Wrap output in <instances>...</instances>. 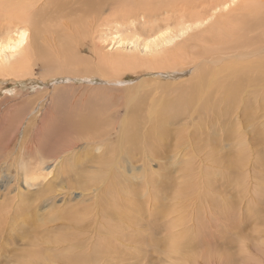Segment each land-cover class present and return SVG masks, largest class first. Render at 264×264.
<instances>
[{"label": "rangeland", "instance_id": "374dc122", "mask_svg": "<svg viewBox=\"0 0 264 264\" xmlns=\"http://www.w3.org/2000/svg\"><path fill=\"white\" fill-rule=\"evenodd\" d=\"M87 1L36 0L26 14L34 13L47 34L52 30L43 26L85 17L91 5ZM18 15L0 1V43L21 30ZM107 22L101 20L94 29L93 44L112 56L117 51L143 56L141 47L119 43L131 34L126 26ZM27 34L29 44L31 32ZM82 54L91 56L87 50ZM43 74L33 64L29 77L19 80L16 71L0 68V135L8 141L7 160L13 166L0 170V264H66L68 258L76 264H264V86L245 89L212 112L191 117L188 111L175 113L155 140L150 138L151 123L142 121L136 129L116 124L112 131L90 123L79 137L53 121L55 109L48 97L54 91L45 93L44 88H51L55 79ZM128 74V84L156 78ZM80 81L75 88L85 85ZM91 82L86 91L77 88L75 93L106 95L102 92L113 89L109 95L121 108L119 119L130 111L127 97L145 113L153 101H174L178 93L175 85L161 91L158 81L143 88ZM125 130L140 136L137 147L127 148ZM79 138L75 159L58 162L46 179L23 185L24 174L42 177L49 171L35 173L28 162L23 165L31 140L42 148L43 167H50ZM99 141L100 149L91 145Z\"/></svg>", "mask_w": 264, "mask_h": 264}, {"label": "bare ground", "instance_id": "6f19581e", "mask_svg": "<svg viewBox=\"0 0 264 264\" xmlns=\"http://www.w3.org/2000/svg\"><path fill=\"white\" fill-rule=\"evenodd\" d=\"M0 1L13 6L19 14L18 21L23 23L20 31L15 30L14 36L0 43V68L5 72L16 71L20 80L29 77L33 64L41 66L45 73L43 78L47 76L46 78L55 79L51 88H44L45 93L54 91L48 97L55 109L53 121L59 127L80 133L79 137L84 135L90 123L99 122L103 129L112 131L111 128L116 124L136 129L142 121L144 125L151 123L154 132L150 138L155 140L157 135L163 133L166 118L175 113L188 111L191 117L194 113L212 112L223 100L236 99L239 92L245 89L256 90L264 86V0H99L96 6L94 0H89L87 2H91V5L87 13L84 12L85 17L79 18L78 22L73 20L43 26L44 31L47 27L50 28L47 31L52 30L47 34L42 33L38 25L40 21L34 13L26 14L36 0ZM105 13L108 16H103ZM106 17L110 21L107 22ZM101 20L116 26H126L131 34L127 38L120 37L119 43H129L135 49L141 47L143 56L139 52L125 54L117 51L113 56L103 53L96 43L93 44L94 29ZM28 31L31 32L32 40L29 44ZM27 48H30L29 52H25ZM85 50L91 53L90 57L82 54ZM16 56L18 57L13 61ZM128 73L146 76L151 74L156 78H141L136 83L128 84L124 81ZM185 74H189L186 80L172 82L168 79L179 75L181 78ZM78 80L85 85L75 88L74 84ZM91 81L107 86L129 87H142L145 83L154 84L158 81L161 83L158 86L161 91L166 89L165 86L175 85L178 93L174 101L165 102L164 98L159 99V104L153 101L149 111L145 113L142 107H136L131 102L132 99L127 97L125 103L130 111H126L124 117L119 119L121 108L109 95L115 92L113 89H104L105 92L102 93L106 95L98 93L91 97L81 94L85 93L83 91L88 87L86 84L93 85ZM77 88L84 90L76 94L74 90ZM107 134L105 131L103 136ZM148 137L149 134L146 139ZM24 138L20 145L25 141ZM80 139L69 143L67 147L71 146L70 149L63 152L68 154L59 161L54 158L51 168L47 165L43 167L46 160L41 154L42 148L39 149L31 140L26 148L29 159L26 162L22 159L23 165L28 162L26 166L34 169L35 173L49 171L42 177L24 174L21 176L23 185L39 178L46 179L57 170L58 162L65 163L75 159L76 151L82 144ZM125 139L128 149L137 147L140 143V136L136 132L128 134L126 131ZM145 141L141 143V148H144ZM91 145L100 149L103 144L99 141ZM149 148L151 150L150 146ZM69 156L71 157L65 161ZM7 157L8 141L5 142L0 135V170L8 165L9 169L13 167ZM46 188L48 187L44 186ZM66 261V264H76L71 258Z\"/></svg>", "mask_w": 264, "mask_h": 264}]
</instances>
